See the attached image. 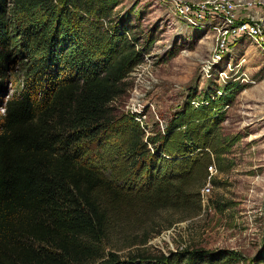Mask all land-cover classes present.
<instances>
[{"label": "trees", "instance_id": "16d2710c", "mask_svg": "<svg viewBox=\"0 0 264 264\" xmlns=\"http://www.w3.org/2000/svg\"><path fill=\"white\" fill-rule=\"evenodd\" d=\"M119 2L0 0V264L240 260L147 245L201 210L211 155L230 144L218 136L221 110L239 86L187 100L163 131L142 127L117 101L153 40L141 45L129 19L110 20Z\"/></svg>", "mask_w": 264, "mask_h": 264}, {"label": "rangeland", "instance_id": "374dc122", "mask_svg": "<svg viewBox=\"0 0 264 264\" xmlns=\"http://www.w3.org/2000/svg\"><path fill=\"white\" fill-rule=\"evenodd\" d=\"M175 1L120 0L114 8L110 20L129 19L139 44L153 40L149 59L143 57L128 76L131 87L117 101L119 107L130 110L141 102L148 126L163 130L187 100L196 105L205 95H218L224 85L239 88L221 110L218 136L223 147L230 144L220 160L211 155L215 170L201 210L154 234L147 245L156 253L184 247L229 249L240 255L237 264H258L264 253V52L239 38L229 54L212 62V33L207 25L187 26L174 11ZM11 86L8 80L3 98Z\"/></svg>", "mask_w": 264, "mask_h": 264}, {"label": "built area", "instance_id": "2783aa9c", "mask_svg": "<svg viewBox=\"0 0 264 264\" xmlns=\"http://www.w3.org/2000/svg\"><path fill=\"white\" fill-rule=\"evenodd\" d=\"M173 7L176 15L180 16L187 26L194 25L198 28L207 25L208 32L212 33L216 42L212 62L229 54L232 43L239 38L250 40L264 52V4L260 0H202L192 3L176 0ZM144 58L148 60V54H144ZM125 111L133 114L142 127L148 125L141 102ZM213 166H208V180L200 192L201 202L204 201L205 190L209 191V180L215 170Z\"/></svg>", "mask_w": 264, "mask_h": 264}]
</instances>
